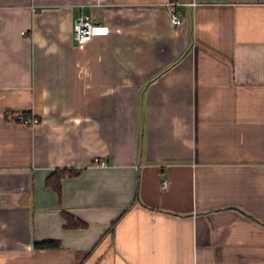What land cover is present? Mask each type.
Instances as JSON below:
<instances>
[{"label":"crops","instance_id":"1","mask_svg":"<svg viewBox=\"0 0 264 264\" xmlns=\"http://www.w3.org/2000/svg\"><path fill=\"white\" fill-rule=\"evenodd\" d=\"M167 1L0 0V264H264V0Z\"/></svg>","mask_w":264,"mask_h":264},{"label":"built area","instance_id":"2","mask_svg":"<svg viewBox=\"0 0 264 264\" xmlns=\"http://www.w3.org/2000/svg\"><path fill=\"white\" fill-rule=\"evenodd\" d=\"M178 2L175 1H167L165 6L169 13L170 23L172 26H178L181 22L179 17V12L176 8ZM188 4H193V2H187ZM95 23L91 19L88 14L80 12L74 19L72 26V36L77 44H85L88 42L94 32ZM11 120H17L23 122L29 126H34L40 122V118L37 116H33L28 113H24L23 111L13 112L10 114ZM92 163L98 166H105L107 161L104 158H100L98 156H94L92 158ZM161 186H166V180H162Z\"/></svg>","mask_w":264,"mask_h":264},{"label":"trees","instance_id":"3","mask_svg":"<svg viewBox=\"0 0 264 264\" xmlns=\"http://www.w3.org/2000/svg\"><path fill=\"white\" fill-rule=\"evenodd\" d=\"M24 113H28V111L23 110ZM29 114V113H28ZM76 170L71 168H55L50 175L46 178V182L50 184L55 190L59 189V178L65 174H75ZM64 225L69 226H83L85 222L80 220L79 218L74 217L73 215L64 212ZM58 241L55 239H48L42 241L34 242V247L36 248H48V247H56L58 246Z\"/></svg>","mask_w":264,"mask_h":264}]
</instances>
